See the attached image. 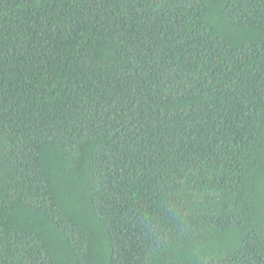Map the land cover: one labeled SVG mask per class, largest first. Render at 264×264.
<instances>
[{
	"label": "trees",
	"instance_id": "1",
	"mask_svg": "<svg viewBox=\"0 0 264 264\" xmlns=\"http://www.w3.org/2000/svg\"><path fill=\"white\" fill-rule=\"evenodd\" d=\"M0 264H264V0H0Z\"/></svg>",
	"mask_w": 264,
	"mask_h": 264
}]
</instances>
